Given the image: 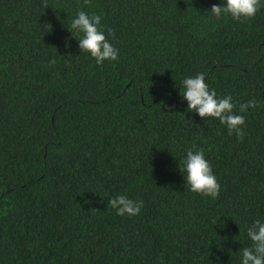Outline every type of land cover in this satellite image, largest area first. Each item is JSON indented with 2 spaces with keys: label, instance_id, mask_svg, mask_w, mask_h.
I'll return each instance as SVG.
<instances>
[{
  "label": "trees",
  "instance_id": "1",
  "mask_svg": "<svg viewBox=\"0 0 264 264\" xmlns=\"http://www.w3.org/2000/svg\"><path fill=\"white\" fill-rule=\"evenodd\" d=\"M44 4L0 0V264H242L264 222V7L238 22L209 14L224 0ZM81 10L101 16L118 60L79 48ZM198 73L232 97L242 142L188 111L183 80ZM201 149L216 199L181 171ZM119 195L139 215H117Z\"/></svg>",
  "mask_w": 264,
  "mask_h": 264
},
{
  "label": "clouds",
  "instance_id": "2",
  "mask_svg": "<svg viewBox=\"0 0 264 264\" xmlns=\"http://www.w3.org/2000/svg\"><path fill=\"white\" fill-rule=\"evenodd\" d=\"M83 2L87 6L91 4V0H83ZM44 6L47 8V0ZM262 7L264 4L261 0H224V6L214 4L209 14L217 20L230 15L235 21L244 22L254 18ZM48 25L51 27L50 24ZM100 25V15L96 13L90 15L81 10L68 29L72 33L82 34L78 40L79 48L83 53L90 54L97 64L103 65L105 61L118 60L119 51L108 41ZM109 34L115 38L114 32L110 31ZM54 64L55 60H52L50 66ZM205 81L206 77L203 73L183 80L181 95L188 102V111L198 113L201 118L218 119L221 124L226 125L229 135L234 134L242 142L245 136L242 127L245 124L244 116L235 114L236 105L231 96L218 98L217 92L209 89ZM258 106L256 100H251L240 104L239 111L244 113L249 108L255 109ZM181 171L185 175L188 190L213 199L219 197L221 186L202 149L187 152ZM108 206L121 217L136 216L141 212L143 202H136L126 195H119L110 199ZM247 236L251 246L240 250L242 264H264V222L257 219L248 228Z\"/></svg>",
  "mask_w": 264,
  "mask_h": 264
}]
</instances>
